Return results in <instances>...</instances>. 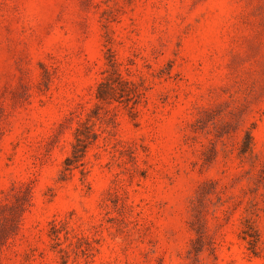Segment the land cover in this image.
Instances as JSON below:
<instances>
[{
	"label": "rangeland",
	"instance_id": "rangeland-1",
	"mask_svg": "<svg viewBox=\"0 0 264 264\" xmlns=\"http://www.w3.org/2000/svg\"><path fill=\"white\" fill-rule=\"evenodd\" d=\"M0 264H264V0H0Z\"/></svg>",
	"mask_w": 264,
	"mask_h": 264
},
{
	"label": "trees",
	"instance_id": "trees-1",
	"mask_svg": "<svg viewBox=\"0 0 264 264\" xmlns=\"http://www.w3.org/2000/svg\"><path fill=\"white\" fill-rule=\"evenodd\" d=\"M111 83H112L111 78L106 77L98 85L97 98L100 102H104L112 99L113 93H111V85H112ZM126 83H128L132 92H135L134 91L135 84L131 81H126ZM91 141H92L91 136H89L87 129L83 130L82 127L77 129L76 140L75 143L73 144V151L65 161L66 168L71 169L72 167H79L80 165L83 164V159L86 155L89 145L91 144Z\"/></svg>",
	"mask_w": 264,
	"mask_h": 264
}]
</instances>
